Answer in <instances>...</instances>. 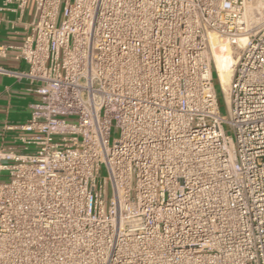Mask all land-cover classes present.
Segmentation results:
<instances>
[{
	"label": "built area",
	"instance_id": "built-area-1",
	"mask_svg": "<svg viewBox=\"0 0 264 264\" xmlns=\"http://www.w3.org/2000/svg\"><path fill=\"white\" fill-rule=\"evenodd\" d=\"M4 24L26 69L0 75L39 101L0 149V264H264V0H0Z\"/></svg>",
	"mask_w": 264,
	"mask_h": 264
},
{
	"label": "crops",
	"instance_id": "crops-1",
	"mask_svg": "<svg viewBox=\"0 0 264 264\" xmlns=\"http://www.w3.org/2000/svg\"><path fill=\"white\" fill-rule=\"evenodd\" d=\"M6 17L10 20L15 19L12 14H6ZM22 42L23 36L21 33H12L8 24H4L0 29V44L19 47ZM16 55L17 51H13L10 58L0 59V66L15 71L25 70V63L17 60ZM33 90L34 86L26 79L18 81L0 75V149L16 146L15 140L17 141L23 135L21 131H11L7 127H17L29 120L28 105L39 101V97Z\"/></svg>",
	"mask_w": 264,
	"mask_h": 264
},
{
	"label": "bare ground",
	"instance_id": "bare-ground-1",
	"mask_svg": "<svg viewBox=\"0 0 264 264\" xmlns=\"http://www.w3.org/2000/svg\"><path fill=\"white\" fill-rule=\"evenodd\" d=\"M214 58L218 71L219 81L223 85V87L226 88V86L230 83L232 70L236 63L232 55L230 44L224 43L217 47L214 53Z\"/></svg>",
	"mask_w": 264,
	"mask_h": 264
},
{
	"label": "rangeland",
	"instance_id": "rangeland-1",
	"mask_svg": "<svg viewBox=\"0 0 264 264\" xmlns=\"http://www.w3.org/2000/svg\"><path fill=\"white\" fill-rule=\"evenodd\" d=\"M62 6H63V4H62ZM28 9H29V7H28ZM225 44H227V43H225ZM231 51H232V48H231ZM215 85H216L217 96H218V103H219V106H220L221 115H222V117L224 119H227L228 118L227 109H226V106H225L223 97L221 95L220 88H219V86L217 84V81L215 82ZM72 121H75V120H72ZM226 132H227L228 138L229 139H233V134L230 132V130L227 127H226ZM115 137H118V134L117 133H115ZM106 176H107L106 170H105V168H102V170H101V177L104 178ZM7 180H8V176L7 175H2L1 178H0V181H7Z\"/></svg>",
	"mask_w": 264,
	"mask_h": 264
}]
</instances>
